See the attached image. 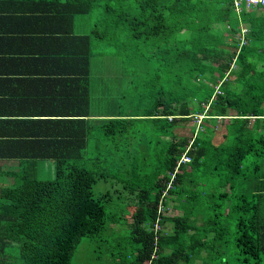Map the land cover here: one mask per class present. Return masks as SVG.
<instances>
[{
  "label": "trees",
  "instance_id": "16d2710c",
  "mask_svg": "<svg viewBox=\"0 0 264 264\" xmlns=\"http://www.w3.org/2000/svg\"><path fill=\"white\" fill-rule=\"evenodd\" d=\"M234 2L42 0L27 18L38 39L60 33L78 118L40 156L54 176L6 190L18 264H81L84 239L91 264H261L264 4ZM76 17L88 33L62 35Z\"/></svg>",
  "mask_w": 264,
  "mask_h": 264
},
{
  "label": "crops",
  "instance_id": "0c3cea01",
  "mask_svg": "<svg viewBox=\"0 0 264 264\" xmlns=\"http://www.w3.org/2000/svg\"><path fill=\"white\" fill-rule=\"evenodd\" d=\"M41 2L0 0V242H8L1 264H18L13 240L2 238L5 212L10 213L12 206L6 190L17 185L24 173L38 177L36 174L50 167L48 178H38L53 177L59 162L40 156L55 153L62 135L61 121L78 118L74 109L78 87L65 72V65L72 62L71 55L64 58L68 63L53 59L60 33L38 39V32L29 29L27 18L37 13ZM67 24L69 31L62 33L64 36L86 34L85 28L90 25L84 18ZM83 96L82 90L79 97ZM91 113L83 117L85 125L88 118H96Z\"/></svg>",
  "mask_w": 264,
  "mask_h": 264
},
{
  "label": "rangeland",
  "instance_id": "374dc122",
  "mask_svg": "<svg viewBox=\"0 0 264 264\" xmlns=\"http://www.w3.org/2000/svg\"><path fill=\"white\" fill-rule=\"evenodd\" d=\"M81 17H76L77 20H79ZM82 29V28H81ZM243 31V29H242ZM139 75L141 73V71L139 70ZM120 81H118L117 79V75L116 74H110L109 75V87L110 90L112 92V94L114 93H119L125 84H118ZM118 95V94H117ZM219 129L216 128V131H219ZM105 152V151H104ZM185 159V158H183ZM49 169L50 167H47V170H43L40 171L38 175V177L40 178H48L49 177ZM157 174V173H156ZM52 177H50L51 179ZM168 214H172V213H179V210L177 208L173 209V208H168L167 210ZM96 254V252L94 253V255ZM92 258H93V254H92V248L89 245V242L87 239L82 240V242L80 243L76 253L74 254V260L79 261L81 264H91L92 263ZM215 264V263H213ZM261 264H264V260L261 262Z\"/></svg>",
  "mask_w": 264,
  "mask_h": 264
},
{
  "label": "built area",
  "instance_id": "2783aa9c",
  "mask_svg": "<svg viewBox=\"0 0 264 264\" xmlns=\"http://www.w3.org/2000/svg\"><path fill=\"white\" fill-rule=\"evenodd\" d=\"M241 0H235V8L238 9L239 8V2ZM246 7L250 6H256V5H263L264 4V0H243Z\"/></svg>",
  "mask_w": 264,
  "mask_h": 264
}]
</instances>
